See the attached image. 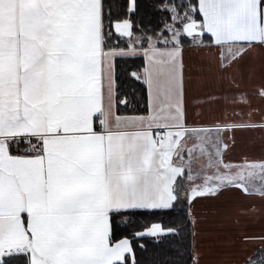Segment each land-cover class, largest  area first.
<instances>
[{"label":"snow or ice","instance_id":"6c2138e0","mask_svg":"<svg viewBox=\"0 0 264 264\" xmlns=\"http://www.w3.org/2000/svg\"><path fill=\"white\" fill-rule=\"evenodd\" d=\"M145 15L0 0V264H142L146 237L164 264H264V230L238 229L264 222V0ZM146 213L173 219L129 232Z\"/></svg>","mask_w":264,"mask_h":264},{"label":"trees","instance_id":"16d2710c","mask_svg":"<svg viewBox=\"0 0 264 264\" xmlns=\"http://www.w3.org/2000/svg\"><path fill=\"white\" fill-rule=\"evenodd\" d=\"M140 3L143 5V11L145 12V23H150V13H151V0H140ZM141 64L140 60H136L134 63L129 62L128 64L123 65V71L125 75L122 76V82L125 85V90L131 95L133 90L137 99H139L140 93V84L139 82L134 81L128 73L131 71H136L137 67ZM141 107L143 105H140ZM173 217H170L165 214L154 215L151 213H146L144 215L138 216L134 219L133 227L129 229V232L137 230H146L148 226L152 223H163L165 225L172 222ZM248 226L254 227L255 225H261V228L257 229L256 232L264 230V222L259 220L247 223ZM138 244H146L147 251H140L137 246V256L142 261V264H164L170 256V250L167 243L161 245H155L152 242L151 237H146L144 240L138 242Z\"/></svg>","mask_w":264,"mask_h":264},{"label":"crops","instance_id":"0c3cea01","mask_svg":"<svg viewBox=\"0 0 264 264\" xmlns=\"http://www.w3.org/2000/svg\"><path fill=\"white\" fill-rule=\"evenodd\" d=\"M254 141H255V144L254 146H249L246 144V146L242 147V148H239L237 149L233 154H232V161L233 162H239L240 161V154L241 152H247L250 156H255V157H259L262 153H261V150H260V141H259V134H257L254 138ZM244 203H247V202H244ZM242 226V227H240ZM261 228V225H258V226H254V227H251V226H245L244 225V222H242L239 226H238V229L239 230H246V231H249V232H256L257 229Z\"/></svg>","mask_w":264,"mask_h":264},{"label":"rangeland","instance_id":"374dc122","mask_svg":"<svg viewBox=\"0 0 264 264\" xmlns=\"http://www.w3.org/2000/svg\"><path fill=\"white\" fill-rule=\"evenodd\" d=\"M244 222V225L247 226V223H252V222H255V221H243ZM242 227V226H240Z\"/></svg>","mask_w":264,"mask_h":264}]
</instances>
